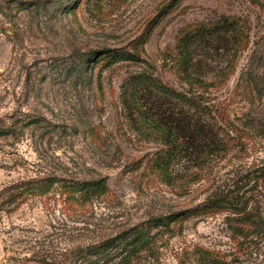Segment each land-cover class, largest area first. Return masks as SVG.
Returning <instances> with one entry per match:
<instances>
[{
  "label": "rangeland",
  "instance_id": "rangeland-1",
  "mask_svg": "<svg viewBox=\"0 0 264 264\" xmlns=\"http://www.w3.org/2000/svg\"><path fill=\"white\" fill-rule=\"evenodd\" d=\"M215 26H224L217 72L196 88L180 64V41ZM142 72L211 107L227 150L203 167L181 164L174 181L150 167L166 151L163 134L123 94L126 79ZM0 119L13 127L0 135V264H114L144 230L151 242L127 254L131 264H195L196 247L221 252L226 264H264V234L239 246L223 214L169 233L151 222L218 187L232 190L264 165V0H0ZM47 178L53 187L100 180L106 191L68 207L37 189L6 200L16 185Z\"/></svg>",
  "mask_w": 264,
  "mask_h": 264
},
{
  "label": "trees",
  "instance_id": "trees-1",
  "mask_svg": "<svg viewBox=\"0 0 264 264\" xmlns=\"http://www.w3.org/2000/svg\"><path fill=\"white\" fill-rule=\"evenodd\" d=\"M69 2L66 6H69ZM223 27L215 26L213 29L200 30L180 41L182 51L180 64L183 70L192 71L191 73L195 75L190 81L196 85V88L205 85L198 78L217 72L213 62L216 60V44L219 35L217 33L224 31ZM233 31L236 36L240 35L239 28L234 27ZM209 35L216 36L211 38ZM110 52L109 49H105L90 54L93 55L91 58L95 59L99 55H107ZM118 54V57L123 60H140L138 54ZM220 72L223 73V71ZM193 85L191 86L194 87ZM123 88L124 98L125 96L128 98L127 106L129 108L134 106L136 113L163 134L161 142L166 147V151L149 161L150 167L158 170L168 180L174 181L175 177H181L177 174V167L181 164L203 167L211 156L223 153L229 147L216 122L212 121L214 118H212L211 107L198 101L195 95L189 92L187 95L176 92L145 72L126 79ZM11 129L13 127L0 119L1 136L9 134ZM44 180L45 183L42 181L40 187L31 185L29 182L27 186L26 183L16 185L15 193L9 194L6 200L9 199V203L12 204L17 199H22L25 195L38 190L41 199L43 197L45 201L50 199L55 202L60 201L63 207H68L71 201H86L82 198L88 199L90 195L103 194L106 191V186L100 180L70 182L69 185L62 184L57 187L52 186L55 179ZM238 183L232 190L228 187H218L191 209L152 219L153 227L160 229L159 232L169 233L175 228L173 225L182 223L184 220L223 214L224 225L232 242L241 246L247 241L258 238L264 234V208L260 205L258 191L259 188H264V165L250 169ZM75 192L82 195L76 196ZM2 197L6 196L1 195V206L3 202H6ZM10 210L12 209L4 212H10ZM150 242L149 233L145 230L140 231L137 239L122 245L121 258L119 256L114 264H131L132 261L127 254L139 255L142 250L148 248ZM85 249L87 254H94L98 250H103L104 247H86ZM115 249L120 252V245L115 246ZM192 254L195 264H226V257L219 251L196 247Z\"/></svg>",
  "mask_w": 264,
  "mask_h": 264
}]
</instances>
